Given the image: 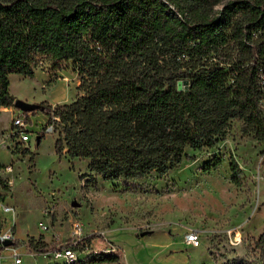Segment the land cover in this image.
<instances>
[{"label": "trees", "instance_id": "trees-1", "mask_svg": "<svg viewBox=\"0 0 264 264\" xmlns=\"http://www.w3.org/2000/svg\"><path fill=\"white\" fill-rule=\"evenodd\" d=\"M258 29L264 32V0H0V108L15 102L11 75L33 78L40 58L57 68L71 62L82 95L34 105L48 122L58 119L56 153L87 160L102 182L163 176L187 148H214L231 121L264 142L254 65L264 59V43L251 40ZM220 164L211 159L202 172ZM229 169L239 186L232 157ZM28 241L47 250L42 237ZM255 249L264 264V231ZM117 260L99 253L78 263Z\"/></svg>", "mask_w": 264, "mask_h": 264}, {"label": "rangeland", "instance_id": "rangeland-1", "mask_svg": "<svg viewBox=\"0 0 264 264\" xmlns=\"http://www.w3.org/2000/svg\"><path fill=\"white\" fill-rule=\"evenodd\" d=\"M221 8L219 5L216 10ZM11 76L10 95L29 105L54 107L69 104L82 95L78 91L80 78L71 62L57 68L40 58L33 78ZM13 119L11 113L0 114V195L16 212L14 236L22 264H63L38 255L28 239L50 238L47 247L55 249L67 242L72 221L82 224L84 234L92 235L84 240L86 247L98 239L96 235L104 233V238L99 237L103 240L94 246L98 251L106 246L105 240L129 250V233H152L139 239L149 244L196 230L206 256L203 264H226L234 259L261 263L255 241L264 231V142L243 135L241 121H231L214 148H187L178 167L163 176L153 172L144 178L102 182L88 171L87 160L71 161L56 153L57 133H43L48 124L44 112L29 114L26 144L20 143L19 136L10 137L16 132L11 128ZM231 157L241 171L239 186L230 181ZM214 158L221 159L220 166L203 173V164ZM7 166L12 167V173L5 172ZM0 219L3 230L11 227L10 215L0 212ZM40 223L46 231L39 228ZM159 232L164 234L157 237ZM57 233L58 243L53 240ZM237 233L241 243L234 245L232 237ZM179 254L169 253L175 256L169 263L180 264ZM146 260L141 252L138 261L143 264Z\"/></svg>", "mask_w": 264, "mask_h": 264}, {"label": "built area", "instance_id": "built-area-1", "mask_svg": "<svg viewBox=\"0 0 264 264\" xmlns=\"http://www.w3.org/2000/svg\"><path fill=\"white\" fill-rule=\"evenodd\" d=\"M264 43V32H262L261 29H258L251 34V40H259ZM250 41H246V43L250 46H254V44L249 43ZM257 59V60H256ZM256 62H254L255 67L257 68V85L259 90V106L264 114V59H258L256 58ZM2 112L4 113H11L14 116V119L12 120V130L16 129V132H13L10 137H18L20 138V143L26 144L29 142V138L24 133H27L28 130V120H29V114L30 113H24L19 110L18 114L15 115V108H0ZM33 113V112H32ZM55 121H58L56 118H52L51 122H48L46 127L43 130L44 134H53L55 133ZM40 137L36 138L39 140ZM5 172L10 174L12 173V167L7 166L5 168ZM9 185H11L10 182H8ZM7 195V194H5ZM0 212L3 215H10L11 216V227L7 230H3L2 227L0 228V244L2 245L3 242H10L12 243L9 247H3V249L0 250V264H22V254L19 251L18 244L15 239L14 234V226H15V219H16V212L14 207L11 205L5 203L4 195H0ZM39 228L43 231H46L47 228L40 223ZM55 240L57 243L60 239V234H54ZM92 235L84 234L83 226L78 221H72L70 223L69 231H68V240L64 245H60L55 249H48L44 251L43 253H40L38 255H42L44 258H50L54 261H60L63 262V264H77L82 257H87L88 255L92 254H112L116 248L114 245H112L108 241H103L106 243V246L99 251L96 250L93 246L86 247L84 244V240H87L88 237ZM98 239L103 240L101 238H104V233H100L96 235ZM101 237V238H99ZM183 240L185 244L188 246L197 248L201 245V235L196 230H187L186 233L183 235ZM232 243L234 245H239L241 243V237L240 234L237 233L235 236L232 237ZM3 246V245H2ZM78 249H81L78 251ZM32 257H36V254H29Z\"/></svg>", "mask_w": 264, "mask_h": 264}, {"label": "crops", "instance_id": "crops-1", "mask_svg": "<svg viewBox=\"0 0 264 264\" xmlns=\"http://www.w3.org/2000/svg\"><path fill=\"white\" fill-rule=\"evenodd\" d=\"M11 77L9 79L11 80ZM4 113L0 109V114ZM2 178V177H1ZM2 221V219H0ZM3 222V221H2ZM2 227V224H1ZM14 234L15 227L13 229ZM152 234L148 233L147 235ZM164 233H157V237L162 236ZM117 236H120L118 234ZM165 237V235H163ZM144 236L141 235H133L132 233H129L128 236H126V239L130 242V249L129 250H123L120 248L119 245L115 246L116 250L112 253V255L116 256L118 258L117 262L110 263V264H141L142 262L138 261V255L143 252L145 253L146 260L143 262V264H170L169 261H173L175 259L174 255H170L169 253L177 252L180 253L178 255V258L180 260V264H203L206 260V256L204 255L203 251L201 250V245L197 248L188 246L185 244L182 237H175L170 238V240H166L164 242H152V243H143L140 238H143ZM123 237H121L122 239ZM37 239V238H36ZM50 241V238L47 239L43 237V242L48 244ZM100 242L99 239L92 240L91 246H95V244ZM103 246L105 244L102 243ZM48 248V247H47ZM186 253H190V255L186 256ZM138 261V263H137Z\"/></svg>", "mask_w": 264, "mask_h": 264}, {"label": "water", "instance_id": "water-1", "mask_svg": "<svg viewBox=\"0 0 264 264\" xmlns=\"http://www.w3.org/2000/svg\"><path fill=\"white\" fill-rule=\"evenodd\" d=\"M13 108H15L16 110H19L21 112H24V113H32V112H35L34 111V105H29L23 101H20V100H15L14 104H13ZM39 142V140H37V143ZM147 233H142L141 236H145L147 235ZM12 243L10 242H3V247H9L11 246Z\"/></svg>", "mask_w": 264, "mask_h": 264}]
</instances>
